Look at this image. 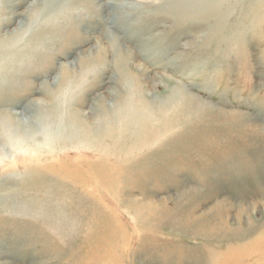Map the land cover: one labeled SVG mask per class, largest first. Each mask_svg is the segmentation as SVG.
<instances>
[{
    "label": "rangeland",
    "instance_id": "rangeland-1",
    "mask_svg": "<svg viewBox=\"0 0 264 264\" xmlns=\"http://www.w3.org/2000/svg\"><path fill=\"white\" fill-rule=\"evenodd\" d=\"M129 95L181 116L166 143H99ZM204 135L218 153L186 140ZM80 159L89 180L54 171ZM218 207L260 231L217 238ZM258 235L264 0H0V264H264Z\"/></svg>",
    "mask_w": 264,
    "mask_h": 264
},
{
    "label": "bare ground",
    "instance_id": "bare-ground-1",
    "mask_svg": "<svg viewBox=\"0 0 264 264\" xmlns=\"http://www.w3.org/2000/svg\"><path fill=\"white\" fill-rule=\"evenodd\" d=\"M217 1V0H216ZM218 3V2H217ZM218 6V5H217ZM211 7V6H210ZM213 9V8H212ZM188 10V9H187ZM193 10V9H192ZM195 10V9H194ZM196 11V10H195ZM182 12V11H181ZM206 14V13H205ZM180 94V93H179ZM177 94L176 96V108L172 106V104L169 103V106L166 107V110H171V109H180L183 105H182V101H184L185 99H183L182 97V94L179 95ZM141 96V95H140ZM191 99V98H190ZM187 101V100H186ZM185 101V102H186ZM173 102V101H172ZM197 105V104H196ZM198 106V105H197ZM148 103L145 99H137L135 100L133 97H127L125 98L123 101H122V104L119 106V110L117 112H115V119L111 125V129H110V134L109 136L107 135V139H103L101 142V144H104V149H108L109 146L113 147L114 149L116 150H120L121 148H123V150L127 151L128 150L130 152H132L133 150L132 149H139V150H143V151H147L150 147V145H155L156 143L159 144V143H163L165 142L166 143V138L164 139V136L169 133L172 132V130L174 129L175 126H177V123L180 120V115H176L177 117H175V119L173 120V117H165L163 116L164 115V112H162V110L158 109L155 112H152L148 111ZM195 107V106H194ZM147 112V113H146ZM206 113V112H205ZM110 116V115H109ZM108 117V116H107ZM113 117V115L111 116ZM113 120V119H112ZM111 120V121H112ZM106 125V124H105ZM188 125V124H187ZM195 125V124H194ZM194 127V126H193ZM109 129V128H108ZM95 130V129H94ZM209 131V130H208ZM119 132L120 133H123V135H119ZM183 131H181L182 133ZM207 132V131H206ZM91 133V132H90ZM227 134V132H225ZM108 134V133H107ZM177 133H174L172 136L176 135ZM204 134V133H203ZM210 134V132L208 133ZM213 134V133H212ZM164 135V136H163ZM181 135V134H180ZM225 135V134H223ZM123 136V137H122ZM171 136V137H172ZM189 136V135H188ZM232 136V135H231ZM217 136L214 135V137L212 135L210 136H199V137H196L197 139H192V137H186V140H190V142H197L198 140L200 141V143L205 146V149L207 150L208 147H209V151H211V149L213 150L215 147H221L222 143L223 142H220V139L219 138H216ZM232 138V137H231ZM98 139V138H97ZM96 139V143H98ZM223 139V138H222ZM227 138H225L226 140ZM108 140V141H107ZM181 140H184L182 139V137H178L176 135V138L172 137V139L170 141H176V142H180ZM196 140V141H194ZM224 140V139H223ZM231 140V139H229ZM227 142V141H226ZM230 142V141H229ZM98 143V144H99ZM119 145H122V146H119ZM176 145V144H174ZM191 145V144H190ZM100 146V145H98ZM233 147V146H232ZM102 148V146H101ZM219 150L216 149V150H213V151H217ZM136 152V151H135ZM212 152V151H211ZM219 151H217L218 153ZM213 153V152H212ZM151 153H142L141 155L137 154L136 156L132 155V157H130L129 160L127 161H130V163L132 164H137L139 165V162L140 160H142L143 162L146 161V160H143V158L145 157V159H148L150 158V155ZM127 155V154H126ZM217 155V154H216ZM221 155V154H220ZM216 157V156H215ZM220 158V157H219ZM118 159V158H116ZM215 159V158H214ZM217 159V158H216ZM86 160V159H85ZM100 160V158H99ZM115 160V159H114ZM119 160V159H118ZM117 160V161H118ZM154 160V159H153ZM152 160V161H153ZM74 163H70V165L68 166L69 169L67 170H54V165H52V169L51 168H48L46 169L45 166V170L46 172H48L49 170L52 171L54 170L55 172L57 171L58 174H61L62 176H69L70 177L72 175H76L77 178H82L81 180H83V178H89L87 176V173L86 171L83 170V167H81L82 165H87L88 163H85V161H83L82 159H80V161H82V163H75L76 161L73 160ZM89 161V160H88ZM102 161V160H101ZM107 160H105V163H106ZM120 161L123 162L122 159H120ZM134 161V162H133ZM155 161V160H154ZM153 161V162H154ZM157 161V159H156ZM147 162V161H146ZM103 163H104V160H103ZM157 163V162H156ZM106 164H109V163H106ZM112 164V163H111ZM123 164V163H122ZM126 164V163H125ZM144 164V163H143ZM148 164V163H147ZM51 165V164H50ZM85 165V166H86ZM110 165V164H109ZM155 165V164H154ZM172 165V164H171ZM13 166V165H12ZM60 166V165H59ZM89 167L93 166V167H96L97 169H99V162H98V166L95 165V162H91L89 165ZM101 166V165H100ZM120 166V169L118 170L116 168V171L118 170L121 173L125 174L126 172H129L130 170V167L127 166V167H122L121 164H119ZM90 167V169H91ZM155 167V166H154ZM102 168V167H101ZM86 169V168H85ZM96 169V170H97ZM48 170V171H47ZM95 170V168H94ZM93 170V171H94ZM96 170L94 171L96 173ZM101 170V169H99ZM98 170V171H99ZM90 171V170H89ZM102 172L103 169L101 170ZM101 171H100V175H101ZM42 172V171H41ZM44 172V171H43ZM45 172V174H46ZM54 172V173H55ZM61 172V173H60ZM88 172V171H87ZM117 172V174L119 173ZM90 173V172H89ZM94 173V174H95ZM107 173V172H106ZM92 174V173H91ZM93 174V175H94ZM99 174L96 175L99 177ZM114 174V172H113ZM122 174V175H123ZM85 176V177H82V176ZM60 176V175H58ZM92 176V175H91ZM118 176V175H117ZM94 177V176H93ZM97 177V178H98ZM102 177V176H101ZM119 177V176H118ZM60 178V177H58ZM68 178V177H67ZM85 178V180H86ZM96 178V179H97ZM103 178V177H102ZM117 178V177H116ZM93 179V178H92ZM95 179V181H96ZM101 179V178H99ZM65 180V179H64ZM75 180V179H74ZM79 180V179H78ZM80 180V181H81ZM89 180V179H88ZM104 180V179H103ZM101 181V182H104V181ZM59 181H62V179ZM76 181V180H75ZM84 181V180H83ZM98 181V180H97ZM99 181V182H100ZM78 182V181H77ZM76 182V183H77ZM106 183V182H105ZM118 183V182H117ZM120 183V182H119ZM82 185L84 186L83 182L82 183H79V186L82 187ZM137 185V184H136ZM115 186V185H114ZM85 187V186H84ZM219 190V189H218ZM185 191V190H183ZM192 191V190H191ZM196 192H198V190H195ZM187 192V191H186ZM185 192V193H186ZM210 192V191H209ZM217 192V191H215ZM214 192V193H215ZM192 193V192H191ZM213 193V194H214ZM189 194V193H188ZM201 194V193H200ZM210 194V193H209ZM208 194V195H209ZM124 195V194H123ZM198 195V194H197ZM211 195V194H210ZM212 196V195H211ZM120 197V196H119ZM145 197V196H144ZM148 197V196H147ZM199 197V196H198ZM203 197V196H202ZM209 197V196H208ZM230 197V196H229ZM229 197H225V199H229ZM129 200V199H128ZM132 200V199H130ZM244 202V201H243ZM121 203V202H120ZM184 214V215H183ZM181 216H183V219L185 220L184 221V224L186 227L189 228L190 232L192 233H195V232H198V231H201L203 229V226L201 224L204 223V228L207 227V223H208V220L205 221L203 220V222H198L196 221L197 218H195L194 216H192L190 213L187 214V213H183ZM213 216L212 217H216L218 219L219 222H212L211 225H215V228L212 226L213 230L215 232H217V238L221 239V240H240V238H248L249 236L255 234V233H258L259 230V227L256 226L257 224H255V222H251V221H247L246 223V228L243 230V228L240 229V227L238 229H234L232 230L231 227H229L227 225V222L224 221L223 225H222V221H221V218L223 220H225V217L228 215V211L224 210V209H221L220 207L216 208L215 212L212 213ZM236 215V220H237V224H242L241 222V218H242V214H245V211L243 209L241 210H238L237 213H235ZM192 217V218H191ZM215 219V218H214ZM202 220V219H201ZM195 223H198L200 225L201 228H198V225L195 224ZM206 225V226H205ZM263 225V224H262ZM240 226V225H239ZM243 227V226H242ZM194 230V231H193ZM218 230V231H217ZM258 240L262 239L264 237V235L262 236H259L258 235ZM243 240V239H242ZM264 240V239H262ZM240 242V241H239ZM260 242V241H259ZM258 242V243H259ZM254 244V243H253ZM256 248V246H255ZM255 251V250H254ZM228 252V251H227ZM250 252V251H249ZM225 253V252H224ZM231 253V252H230ZM225 255V254H224ZM229 255V253L227 254ZM242 256V255H241Z\"/></svg>",
    "mask_w": 264,
    "mask_h": 264
}]
</instances>
